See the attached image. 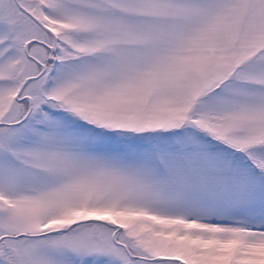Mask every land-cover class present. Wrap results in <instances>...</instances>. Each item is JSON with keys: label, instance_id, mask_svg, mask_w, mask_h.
Listing matches in <instances>:
<instances>
[{"label": "snow or ice", "instance_id": "6c2138e0", "mask_svg": "<svg viewBox=\"0 0 264 264\" xmlns=\"http://www.w3.org/2000/svg\"><path fill=\"white\" fill-rule=\"evenodd\" d=\"M0 264H264V0H0Z\"/></svg>", "mask_w": 264, "mask_h": 264}]
</instances>
